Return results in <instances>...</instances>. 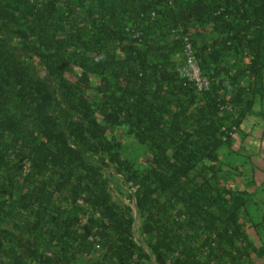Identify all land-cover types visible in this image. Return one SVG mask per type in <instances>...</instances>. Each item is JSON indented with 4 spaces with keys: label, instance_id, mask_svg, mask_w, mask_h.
Masks as SVG:
<instances>
[{
    "label": "trees",
    "instance_id": "16d2710c",
    "mask_svg": "<svg viewBox=\"0 0 264 264\" xmlns=\"http://www.w3.org/2000/svg\"><path fill=\"white\" fill-rule=\"evenodd\" d=\"M251 116L264 0H0V264H264Z\"/></svg>",
    "mask_w": 264,
    "mask_h": 264
},
{
    "label": "rangeland",
    "instance_id": "374dc122",
    "mask_svg": "<svg viewBox=\"0 0 264 264\" xmlns=\"http://www.w3.org/2000/svg\"><path fill=\"white\" fill-rule=\"evenodd\" d=\"M242 131L235 133L236 142L235 149L243 150V153H247L255 166V178L257 182L262 185L264 184V117L262 116H251L246 119L242 124ZM118 135L120 137H125L124 131L120 130ZM240 146V147H236ZM144 154V148L139 149V151L134 153V156H142ZM240 176L236 177V182L234 183L238 186ZM120 189L116 187L115 184H111L112 193L120 202L130 203V199L125 193L126 187L122 186V182L119 180L118 183ZM136 226H139V220L136 222ZM251 238L257 243L261 244L258 234L254 230H249ZM137 238H139V233L136 232ZM94 258V255L92 256Z\"/></svg>",
    "mask_w": 264,
    "mask_h": 264
},
{
    "label": "built area",
    "instance_id": "2783aa9c",
    "mask_svg": "<svg viewBox=\"0 0 264 264\" xmlns=\"http://www.w3.org/2000/svg\"><path fill=\"white\" fill-rule=\"evenodd\" d=\"M180 73L182 77L193 82L199 91L210 88V79L203 73L194 45L189 37H185L184 65L180 68Z\"/></svg>",
    "mask_w": 264,
    "mask_h": 264
}]
</instances>
